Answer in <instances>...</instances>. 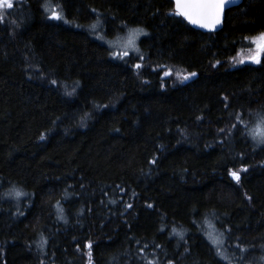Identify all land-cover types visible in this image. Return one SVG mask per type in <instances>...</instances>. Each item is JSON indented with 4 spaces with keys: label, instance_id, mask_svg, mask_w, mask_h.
Here are the masks:
<instances>
[{
    "label": "trees",
    "instance_id": "trees-1",
    "mask_svg": "<svg viewBox=\"0 0 264 264\" xmlns=\"http://www.w3.org/2000/svg\"><path fill=\"white\" fill-rule=\"evenodd\" d=\"M13 3L0 20V264H264V145L248 134L264 58L247 61L264 0L227 9L215 32L173 0ZM99 20L106 37L145 28L143 59H115L92 37Z\"/></svg>",
    "mask_w": 264,
    "mask_h": 264
},
{
    "label": "snow or ice",
    "instance_id": "snow-or-ice-1",
    "mask_svg": "<svg viewBox=\"0 0 264 264\" xmlns=\"http://www.w3.org/2000/svg\"><path fill=\"white\" fill-rule=\"evenodd\" d=\"M238 3V0H175V15L183 17L188 23L192 25H197L201 28H206L208 30H214L218 24L221 22L222 14L224 13L225 9L229 4ZM14 8L13 0H0V20L3 19L4 11L3 10H10ZM51 19L61 20L63 17L60 15L59 12H54L53 15L50 17ZM67 23V21H65ZM93 31H95L97 25L93 24L92 26ZM140 35H147L144 33L142 29H129L128 31V40L124 46V50L120 52L113 53L114 58L122 59L125 56H128L129 52L128 49L130 48L132 51L139 52L138 47H136V39ZM98 39H103V37L98 36ZM245 39H249L245 37ZM251 43L255 45V51L253 55L247 57L252 63H261L262 58H264V32L259 33L257 36L251 38ZM112 46L111 44L109 45ZM143 59V56L140 57ZM239 63L243 64L245 62L244 59L238 61ZM219 63V61H217ZM137 68H140L141 65L137 64ZM165 76L172 75V70H168L164 73ZM178 78L182 80H187L189 76H195L196 73H190L188 75H181L180 72L176 73ZM53 84L57 82L55 80L52 81ZM237 123L245 124L247 127L246 122L243 120L241 114L236 115ZM264 116L258 114V122L255 128L248 129V134L251 138L258 144H264ZM237 125L233 124L232 127L235 128ZM223 131V130H221ZM41 140L44 139V135H41ZM233 179L239 181L240 177L238 173L231 172L230 173ZM12 193H14L16 198L21 196L27 195L20 190L13 189ZM11 194V193H10ZM114 203V201H113ZM131 207V205H129ZM151 207V205H149ZM62 211V210H61ZM173 232L183 238L182 232H177L176 229H173ZM223 233H219L217 237H214L210 240L213 246L216 248L217 255H219L222 259H227L225 253L222 251V246L224 244V240L222 239ZM139 243V242H137ZM147 245H145V248ZM239 247V245H237ZM89 248V256H91V244L88 245ZM240 251H245V249L241 248ZM148 264H155L154 261H148ZM230 264V262H229Z\"/></svg>",
    "mask_w": 264,
    "mask_h": 264
},
{
    "label": "rangeland",
    "instance_id": "rangeland-1",
    "mask_svg": "<svg viewBox=\"0 0 264 264\" xmlns=\"http://www.w3.org/2000/svg\"><path fill=\"white\" fill-rule=\"evenodd\" d=\"M48 8H49V7H48ZM53 13H54V11L52 10V11L50 12V14H48V18H49V19H51L50 17L53 15ZM94 24L97 25L95 31H93V29H92L91 26L89 27V28H90V32H91V34L93 35L92 37H93L95 40H97V41L101 42L102 44L106 45V46L111 50V54H112V56H113V53L120 52V51H123V50H124V46H125V44H126V42H127V40H128V31H129V29H142L144 33H147V30H146L145 28H143V27H140V26H130V27H126V29L124 30V32H122L121 34H119V35H117V36L115 35V36H113V37H109V36L106 37V36L104 35L105 32H104V28H103V25H102V21L99 20L98 22H96V23H94ZM92 25H93V24H92ZM100 27L102 28V31H100ZM103 33H104V34H103ZM98 36L103 37V39H98V38H97ZM144 36H145V35H140V36L136 39V41H135V43H136V47H138L139 52L132 51V50L129 48V49H128L129 54L140 55V56L142 55V51H141V48H140L139 42H140V39H141L142 37H144ZM110 44L112 45L111 47L109 46ZM251 46H252L251 50L253 51V54H254V51H255V45L251 44ZM129 54H128V55H129ZM253 54H252V55H253ZM115 59H119V58H115ZM247 61H249L250 63H252L250 60H247ZM237 62H238V61H237ZM257 122H258V120L254 123L253 128L256 127ZM262 127H264V125H262ZM253 142H254V144H256L257 146L264 145V144H258V143H256L254 140H253ZM208 232H209V237H210V239H212V238H214V237H217V236L219 235V233L216 232V231L214 230V228H212V227H209Z\"/></svg>",
    "mask_w": 264,
    "mask_h": 264
},
{
    "label": "water",
    "instance_id": "water-1",
    "mask_svg": "<svg viewBox=\"0 0 264 264\" xmlns=\"http://www.w3.org/2000/svg\"><path fill=\"white\" fill-rule=\"evenodd\" d=\"M173 2H174V9H175V0H173ZM241 3V0H238V3H235V4H229L228 6H227V8L225 9V11L227 10V9H229V8H232V7H235V6H238L239 4ZM224 11V12H225ZM183 18V17H182ZM223 18H224V13L222 14V17H221V22H220V24H218L217 26H216V28L214 29V30H208V29H206V28H201V27H199V26H197V25H192V24H190V23H188V21L187 20H185L184 18V20L192 27V28H195V29H197V30H200V31H204V32H215V31H217V30H219L221 27H222V22H223Z\"/></svg>",
    "mask_w": 264,
    "mask_h": 264
}]
</instances>
